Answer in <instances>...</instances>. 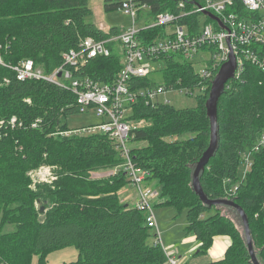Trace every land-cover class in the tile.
I'll return each mask as SVG.
<instances>
[{
	"label": "trees",
	"instance_id": "trees-1",
	"mask_svg": "<svg viewBox=\"0 0 264 264\" xmlns=\"http://www.w3.org/2000/svg\"><path fill=\"white\" fill-rule=\"evenodd\" d=\"M144 1L152 7L151 15H156L166 10L176 13L179 0ZM120 6V0H104L106 12ZM91 15L89 0H0V121H4L0 126V213L18 224L17 232L0 234V264H31L33 256L42 257L39 264H46L47 253L72 245L78 247L80 259L71 264L167 262L163 248L149 242L151 228L145 213L119 200L118 191L129 184L126 174L110 175L98 183L89 178L92 171L123 163L116 144L101 134L61 136L69 130L60 123L61 118L80 113L76 96L44 80L19 81L11 69L31 59L36 68L51 75L63 65V54L79 48L81 39L108 37L109 33L87 21ZM191 19L198 22L199 16ZM162 31L142 30L140 36L151 43ZM118 32V28L111 29L112 35ZM121 67V58L112 54L92 60L83 74L113 83ZM162 73L166 84L179 82L180 87L201 81L192 65L174 57L167 60ZM213 81L205 94L197 96L195 108L138 103L131 120L148 118L153 125L136 130L133 142H147L160 150L149 156L133 147L131 158L150 172L149 180L165 183L161 196L168 204L187 212L188 234L199 243L193 257L207 255L217 237H229L231 245L224 258L207 264H252L235 221L222 208L205 206L192 188V165L196 166L211 141L206 104ZM149 84V78L142 81L144 86ZM14 116L22 127L10 124ZM217 118L219 148L206 166L201 184L210 199L234 200L245 210L252 239L264 261V147L255 154L246 178L242 181L239 176L241 153L253 148L264 132V72L246 64L239 80L229 79L218 101ZM186 135L194 137L183 149L180 142L163 141ZM45 163L60 167V177L54 189L42 186L33 191L27 173ZM228 179L230 183L224 187ZM235 186L236 193L230 195L228 191ZM57 196L64 202L62 214L54 218L49 212L40 220L36 198L60 206V198L54 200Z\"/></svg>",
	"mask_w": 264,
	"mask_h": 264
},
{
	"label": "built area",
	"instance_id": "built-area-1",
	"mask_svg": "<svg viewBox=\"0 0 264 264\" xmlns=\"http://www.w3.org/2000/svg\"><path fill=\"white\" fill-rule=\"evenodd\" d=\"M120 2L119 10L131 18V25L119 29L114 35L110 29L106 32L109 35L105 39L91 36L81 39L79 48L64 53L63 65L51 75H46L42 69L36 68L31 59L11 69L19 81L44 80L73 93L79 112L92 110L101 118V122L96 125L64 131L60 135L101 134L107 135L116 144L124 161L115 167L110 175L123 172L129 180L127 186L132 184L137 188L138 200L133 207L145 213L147 225L156 230L152 245L163 248L167 258L166 264H186L185 260L177 257L172 250L163 247L152 204L157 194L153 188L145 185L149 182L151 174L148 170L136 166L131 158L133 147H130L129 143L133 142L137 130L131 118L138 103L151 107L173 106L168 97L170 93L190 97L198 89L199 95L205 94L209 83L216 78L222 66L230 61L231 55L236 61L234 79L241 78L246 64L264 72V0H179L176 13L166 10L156 15H151L152 7L144 0ZM208 14L217 17L219 22L211 19ZM194 15L207 17L203 27L200 25L202 20L193 22L191 18ZM139 21H142L141 26H138ZM155 28H161L163 31L153 42H146L140 36L142 30ZM117 47L119 52H116ZM205 50L209 51L211 57L203 60L204 67L196 71V57ZM112 54L119 56L122 64L113 83L99 82L83 74V68L92 60ZM171 57L192 65L201 81L198 84L189 82L182 87L179 82L166 84L163 80L159 84H152L151 81L149 86L142 85V81L150 78L155 72V62H167ZM0 64H3L1 56ZM75 72H80V75ZM8 81L4 79L5 84H8ZM3 124L4 121H0V126ZM10 124L13 127H22L15 116L11 118ZM263 147L264 132L253 148L241 153L240 168L243 172L241 175L239 170L240 180L243 181L251 171L254 156ZM38 172L47 173L41 168L32 174L33 178ZM229 183L230 180H226L225 184ZM237 186L228 191L230 195L236 193Z\"/></svg>",
	"mask_w": 264,
	"mask_h": 264
},
{
	"label": "rangeland",
	"instance_id": "rangeland-1",
	"mask_svg": "<svg viewBox=\"0 0 264 264\" xmlns=\"http://www.w3.org/2000/svg\"><path fill=\"white\" fill-rule=\"evenodd\" d=\"M89 7L92 10V15L87 18V21L96 25L99 29L103 30L104 32H108L112 28H118L123 29L127 28L131 25V18L123 13L121 10H115L112 12H106L104 8V0H89ZM199 19L202 20V23L200 24L201 27H203L204 22L207 20V17L199 16ZM142 25V21L138 22V26ZM116 52H119V48L117 47ZM211 57V54L208 50H205L201 52L196 57V63H195V69L196 71H200L204 65L205 62L203 60L209 59ZM154 67V73L150 76V80L153 83H161L162 82V70L166 68V61H158L153 64ZM200 94V91L198 89L195 90L194 95L187 97L183 94H168L169 99H171L172 104L177 109H184V108H195L197 106V96ZM101 122V118H99L94 111H86V112H80L68 116H63L60 120L61 124H67L69 130H77V129H83L84 127H88L91 125H96ZM132 123L134 126L137 127V130H144L152 127L153 121L148 118H139L132 120ZM191 137H194V135H186L183 137H166L164 138L165 143H171L174 144L175 142H180L181 149L184 148L185 145H187V140ZM130 147H137L140 148L144 152V154L151 156L152 154L157 153L160 150V147L152 146L147 142H130ZM182 151V150H181ZM119 166V165H118ZM117 167V166H116ZM241 167V166H240ZM41 168H44L47 173L45 172H38V175H36L35 178H33V173L35 171H40ZM113 168H104L96 171H92L89 173V178L94 183H98L105 178H108L110 174L113 172ZM193 172L195 165H192ZM48 169V170H47ZM60 170L61 168L53 165V164H42L39 168L31 170L27 173V177L30 181L29 188L33 191H37L42 186H48L54 189L55 183L60 177ZM240 174L242 175V168L239 169ZM51 177L49 178V175ZM211 185L217 183L214 180L209 181ZM128 185V184H127ZM126 185V186H127ZM146 186L153 188V191L157 194V197H154L152 200V204L154 205V215L157 220L158 228L160 231L161 239L163 247L172 250L174 254L179 257L181 256L184 258L189 250L191 244H189L191 241H189V235L187 230V212L184 210H180L176 206L172 204H168L167 200L161 196L164 190L165 183L160 180H149ZM124 187L121 190L118 191V197L121 203L125 205H132L137 202L138 200V190L135 186L130 184L128 187ZM227 187V185L224 182V187ZM193 188V187H192ZM184 193V192H182ZM60 198L59 196L56 197ZM229 198V197H228ZM34 203L35 208L40 211L41 217L40 220H43L45 215L47 213H51V216L54 218H59V216L62 214L61 206H63V201L60 203L61 205H57V203L52 202H42L43 200L39 198ZM230 199V198H229ZM61 207V208H60ZM59 208V209H58ZM222 208V212L227 214L230 218H232L238 228L241 230L242 235L244 236V231L242 229V223L241 218L237 214V212L231 208L226 207H220ZM44 210L41 212V210ZM59 210V211H58ZM12 219L8 218L6 213L1 212L0 213V234H12L17 232V223H11ZM151 236L149 238V242H153L156 238V230L151 229L150 230ZM245 238V237H244ZM255 252L258 255V258L260 261H262V264H264V261L262 260L260 256V248L255 244V241L253 240ZM193 250H191L190 253H192ZM42 258V257H40ZM40 258L38 256L32 257V263L31 264H39ZM80 259V252L77 246H67L63 248H59L56 250H52L49 253L45 255V261L46 264H71L76 263ZM202 261V259L198 257H193L189 264H198Z\"/></svg>",
	"mask_w": 264,
	"mask_h": 264
},
{
	"label": "water",
	"instance_id": "water-1",
	"mask_svg": "<svg viewBox=\"0 0 264 264\" xmlns=\"http://www.w3.org/2000/svg\"><path fill=\"white\" fill-rule=\"evenodd\" d=\"M208 16L219 22V19L212 14H208ZM236 70V61L235 57L231 55L230 61L225 63L220 69L218 75L213 81L211 92L209 95V99L207 101V114L210 120L211 126V141L208 149L196 164L192 177V187L197 196H199L200 200L203 204L209 208L212 207H226L231 208L237 212V214L241 218L242 229L244 231V237L247 244V248L249 251V255L251 257L250 262L252 264H262L258 258L257 253L255 252L254 243L252 239V233L250 229L249 219L245 212V210L238 205L234 200L228 199H210L204 192L202 184H201V176L208 165L210 159L216 154L219 148V125L217 118V106L220 97L224 92V87L227 81L233 78L234 72ZM61 74H59L60 76ZM44 210L42 209L41 212Z\"/></svg>",
	"mask_w": 264,
	"mask_h": 264
},
{
	"label": "crops",
	"instance_id": "crops-1",
	"mask_svg": "<svg viewBox=\"0 0 264 264\" xmlns=\"http://www.w3.org/2000/svg\"><path fill=\"white\" fill-rule=\"evenodd\" d=\"M128 187V186H127ZM135 203L132 205L134 206ZM189 241H191L189 244L190 250L188 254L182 258L179 256L182 260H185L186 264H189L190 261L192 260L193 254H195L198 250L199 243L195 236L192 234L189 235ZM231 245V239L229 237H217L215 239V242L213 243L212 248L208 251L207 255L205 256H198V258L202 259V261L198 264H207L209 262H215L219 261L224 258L226 250L229 248ZM192 251V253H190Z\"/></svg>",
	"mask_w": 264,
	"mask_h": 264
}]
</instances>
